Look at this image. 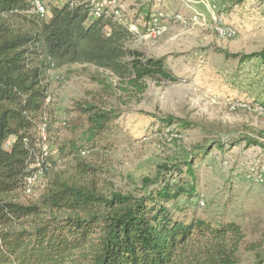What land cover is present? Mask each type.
<instances>
[{"label": "trees", "instance_id": "trees-1", "mask_svg": "<svg viewBox=\"0 0 264 264\" xmlns=\"http://www.w3.org/2000/svg\"><path fill=\"white\" fill-rule=\"evenodd\" d=\"M77 2L53 6L51 16L42 19L27 12L30 0H0V264H241L239 223L213 224L196 215L186 220L169 206L197 194L195 161L221 147L218 141L198 154L159 164L153 177L142 178L138 193L99 191L90 182L97 168L76 157L63 162L66 170L58 168L70 154L65 146L55 150L57 157L39 153L34 132L40 126L49 132L51 125L50 71L94 66L116 77L120 89L137 93L149 81L178 80L165 57L127 46L134 36L127 26L92 16L90 1ZM225 53L264 58V51ZM82 110L89 112L92 141L114 112L97 111L93 104ZM175 121L188 124L173 116L163 122L171 127ZM246 144L264 149L251 137ZM38 163L44 170L42 191L35 201L24 202L26 177L40 168ZM256 264H264L262 253Z\"/></svg>", "mask_w": 264, "mask_h": 264}, {"label": "rangeland", "instance_id": "rangeland-1", "mask_svg": "<svg viewBox=\"0 0 264 264\" xmlns=\"http://www.w3.org/2000/svg\"><path fill=\"white\" fill-rule=\"evenodd\" d=\"M112 5L127 25L136 26L127 46L165 57L178 80L149 81L137 93L120 89L116 77L94 66L52 70L46 103L50 130L37 128L36 148L57 157L55 150L65 146L70 154L59 162L62 170L74 157L96 167L90 182L99 191L138 193L142 178L153 177L159 164L198 154L218 141L221 147L195 161L197 194L169 206L186 220L196 215L213 224L239 223L241 264H256L257 253L264 256V149L246 143L247 137L264 143V58L243 60L225 52L264 51V0H116ZM177 13L203 20L185 26L174 22ZM153 16L169 26L165 34H147ZM220 25L233 34L221 35ZM86 104L114 112L92 141L89 112L82 110ZM168 116L188 124L175 121L170 127L163 122ZM43 183L39 177L22 201H35Z\"/></svg>", "mask_w": 264, "mask_h": 264}, {"label": "built area", "instance_id": "built-area-1", "mask_svg": "<svg viewBox=\"0 0 264 264\" xmlns=\"http://www.w3.org/2000/svg\"><path fill=\"white\" fill-rule=\"evenodd\" d=\"M116 0H96L93 2V11H92V16L94 17H99L101 15L111 17L114 21H117L129 28L130 31L134 32L136 31V26L132 24H126V21L122 19V16L119 14L118 11L113 8L112 3H114ZM51 2L54 4L53 6H64V5H69V6H74L78 2L77 0H51ZM31 7L30 9L27 10V12L36 14L42 19H48L51 16V8L49 7L48 3L46 0H30ZM174 22L181 23L183 25H188L189 22H192V24L198 23L203 20L200 15L195 14L192 17H186L185 15L182 14H176L174 17ZM147 27V34L148 35H153V36H161L165 34L169 26L166 24H162L160 22V19L158 16H153L150 21L146 24ZM217 31L223 35H232L233 30L228 27L224 26H217ZM44 131V128H43ZM45 132V131H44ZM37 166L40 168L35 171L34 173L28 175L26 177V182H27V189L26 192H29L31 190V186L36 182V180L43 175V168L40 166L38 163ZM261 181H263V177L260 178Z\"/></svg>", "mask_w": 264, "mask_h": 264}, {"label": "crops", "instance_id": "crops-1", "mask_svg": "<svg viewBox=\"0 0 264 264\" xmlns=\"http://www.w3.org/2000/svg\"><path fill=\"white\" fill-rule=\"evenodd\" d=\"M83 2V1H82ZM206 8H201V12L204 13V12H207L205 11Z\"/></svg>", "mask_w": 264, "mask_h": 264}]
</instances>
